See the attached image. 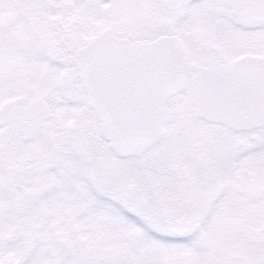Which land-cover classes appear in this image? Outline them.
<instances>
[{"label": "snow or ice", "instance_id": "1", "mask_svg": "<svg viewBox=\"0 0 264 264\" xmlns=\"http://www.w3.org/2000/svg\"><path fill=\"white\" fill-rule=\"evenodd\" d=\"M0 264H264V0H0Z\"/></svg>", "mask_w": 264, "mask_h": 264}]
</instances>
